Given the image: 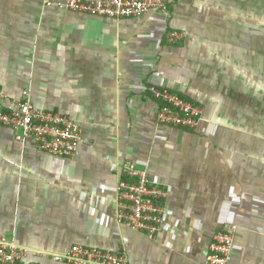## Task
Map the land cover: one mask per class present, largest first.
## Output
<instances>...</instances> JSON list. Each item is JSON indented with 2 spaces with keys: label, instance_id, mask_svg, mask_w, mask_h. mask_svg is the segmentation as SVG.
Wrapping results in <instances>:
<instances>
[{
  "label": "crops",
  "instance_id": "0c3cea01",
  "mask_svg": "<svg viewBox=\"0 0 264 264\" xmlns=\"http://www.w3.org/2000/svg\"><path fill=\"white\" fill-rule=\"evenodd\" d=\"M65 0H0V88L82 131L73 158L37 151L0 125V238L17 264L72 245L127 264H205L230 230L228 264H264V0H168L165 12L109 19ZM183 35L175 45L169 32ZM155 85L199 105L195 130L158 126ZM167 189L155 239L115 220L123 161Z\"/></svg>",
  "mask_w": 264,
  "mask_h": 264
},
{
  "label": "built area",
  "instance_id": "2783aa9c",
  "mask_svg": "<svg viewBox=\"0 0 264 264\" xmlns=\"http://www.w3.org/2000/svg\"><path fill=\"white\" fill-rule=\"evenodd\" d=\"M168 0H65L62 7L86 15L109 19L137 18L150 11L165 12ZM180 32L167 35V43L178 44ZM146 91L157 103L155 123L195 130L202 121V109L179 94L155 85ZM28 89L17 100H9L0 88V125L13 131L19 143L32 141L34 148L57 158H73L82 142L80 126L66 115L38 110L30 102ZM167 189L150 179L145 169L130 160L123 161L115 186V220L128 229L155 239L162 230ZM230 230L217 231L211 240L205 264H228L232 252ZM27 249L0 238V264H17ZM52 260L66 264H127L124 255L72 245Z\"/></svg>",
  "mask_w": 264,
  "mask_h": 264
}]
</instances>
